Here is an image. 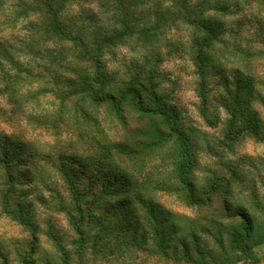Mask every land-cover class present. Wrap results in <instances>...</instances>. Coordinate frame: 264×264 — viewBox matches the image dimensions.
<instances>
[{
	"label": "rangeland",
	"instance_id": "obj_1",
	"mask_svg": "<svg viewBox=\"0 0 264 264\" xmlns=\"http://www.w3.org/2000/svg\"><path fill=\"white\" fill-rule=\"evenodd\" d=\"M154 1L132 0L135 11L132 22L140 31L108 47L102 56L103 64L118 84L129 80L141 68L155 75L158 92L177 108L180 127L197 144L194 147V156L199 163L196 176L202 178L209 170L227 173V164H237L248 174V179L257 182L264 196V58L245 68L241 61H226L207 49V53L212 54L211 64L198 68L192 47L195 32L176 22L157 28L153 23ZM15 2L10 0L5 9H0V138H5L13 158L18 160L19 192L16 198L41 230L33 255L35 263L63 264L62 254L46 232L52 230L62 244L63 237L68 244L73 235L67 214L73 193L64 165L72 166V175L81 171L77 174L78 183L75 178L78 189L91 193L90 180L100 177L95 159L110 157L111 144L123 129L115 113L105 105L89 106L91 115L86 118L74 108L76 97L64 98L67 87L61 80L63 74L73 73L69 68L75 67L89 70L90 63L75 60L74 49L63 52L61 45L35 32L32 20L37 17L34 15L31 18L16 17ZM165 3L169 5L171 1ZM221 3L227 4L226 13L215 9L208 11L204 18L214 15L224 22L222 39L245 45L246 39L253 37L257 48L264 47L258 42V34L264 35V12L260 11L262 8L257 2L221 0ZM116 8L114 0H75L67 4L62 18L68 29L89 36L100 26L122 27L116 20L119 16ZM215 64L224 69L225 75L216 72ZM236 68L256 79L253 104L260 113L263 126L260 139L242 133L229 146L226 124L230 115L222 109V100L234 103L238 96L236 105L245 108L249 98V93H244L248 90L246 87L243 94L234 88ZM203 80L207 84L202 87ZM201 90L206 97L204 101L199 95ZM227 90H232L233 97L227 95ZM224 92L225 97H222ZM204 106L211 117L219 115L214 126L204 118L201 111ZM160 150L154 161L151 162V155L145 162L147 167L139 176L140 180L151 186L150 190L166 207L195 215L194 208L169 192L178 180L177 167L173 165L175 159L180 160L178 149L171 145ZM109 170L112 176L118 177L119 172L114 167ZM2 172L0 170V176ZM2 204L0 199V250L8 255V260L6 263L0 261V264H22L17 253L19 247L24 249L30 238L21 223L3 213ZM258 250L264 257V246ZM24 254L32 256L30 250ZM85 256L83 264H192L178 262L171 255L146 248L124 247L112 253L109 244L103 242L98 250H88ZM261 264H264V258Z\"/></svg>",
	"mask_w": 264,
	"mask_h": 264
},
{
	"label": "trees",
	"instance_id": "obj_2",
	"mask_svg": "<svg viewBox=\"0 0 264 264\" xmlns=\"http://www.w3.org/2000/svg\"><path fill=\"white\" fill-rule=\"evenodd\" d=\"M70 1L75 0H16L14 13L18 18L34 15L37 17L32 20L35 32L61 45L63 52L74 49L75 60L90 63L89 70L75 67L69 68L73 73L63 74L61 80L67 87L64 98L76 97L74 108L86 118L91 115L89 106L105 105L115 113L123 130L111 144L110 157H91L97 160L96 171L100 176L90 180L91 193L78 189L77 174L81 171L72 175V166L64 165L73 193V199L67 205L73 235L68 244L63 237L62 244L52 230L46 232L62 254L63 264H83L87 251L98 250L101 242L109 244L112 253L124 247L146 248L165 256L171 255L178 262L192 264H261L264 257L258 249L264 246V196L257 182L248 179L244 170L231 163L227 164V173L209 170L202 178L196 176L199 163L194 156V147L197 144L180 127L177 108L158 92L155 75L141 68L129 80L118 84L103 64L102 56L108 47L140 31L132 22L135 15L132 0H114L119 13L116 20L121 28L100 26L89 36L65 25L63 11ZM166 1H154L153 23L157 28L172 26L175 22L191 28L195 32L192 47L198 68L211 64L212 54L207 53V49L226 61H241L245 68L264 58V47L257 48L253 37L246 39L245 45L232 43L222 39L224 22L219 17L204 18L208 11L215 9L226 13L228 6L221 0H170L169 5ZM254 1L264 12V0ZM9 2L0 0V9H5ZM258 37V42L264 45V35L259 33ZM215 68L217 73L225 75L218 64ZM236 69L234 88L242 93L246 87L248 90L244 93H249V98L245 108L236 105L238 96H235L234 103L222 100V109L230 115L226 124L229 146L242 133L260 139L263 126L260 113L253 104L256 79L249 72L245 75L241 68ZM203 81L202 87L207 84L206 80ZM227 91V95L233 97L232 90ZM199 95L204 101L202 90ZM201 111L209 125L217 123L219 115L211 117L205 106ZM171 145L178 149L180 160L173 162L178 180L169 192L194 208L195 215L166 207L150 190L151 186L139 178L149 157L153 155L151 162L154 161L161 148L168 149ZM9 148L11 146L5 138H0L3 213L21 223L30 238L24 249L19 247V261L36 264L33 255L41 230L16 198L19 192L18 160L13 158ZM110 167L119 172L118 177L111 175ZM27 250L32 256L24 254ZM7 260L8 255L0 250V261L6 263Z\"/></svg>",
	"mask_w": 264,
	"mask_h": 264
}]
</instances>
